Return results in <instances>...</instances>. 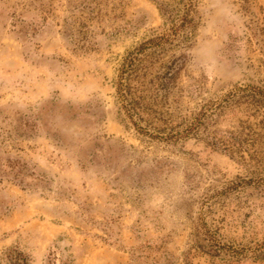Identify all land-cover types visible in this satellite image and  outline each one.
Returning <instances> with one entry per match:
<instances>
[{"label": "rangeland", "instance_id": "rangeland-1", "mask_svg": "<svg viewBox=\"0 0 264 264\" xmlns=\"http://www.w3.org/2000/svg\"><path fill=\"white\" fill-rule=\"evenodd\" d=\"M204 3L195 37L167 46L153 67L186 57L161 108L172 123L188 124L235 84L264 88L256 41L264 0H230L241 23L222 41L213 76L193 55ZM164 29L153 0H0V156L43 177L25 187L0 181V256L17 247L30 264H184L200 218L226 244H263L264 194L256 184L207 199L254 178L250 169L195 137H145L119 110L123 58ZM238 119L246 117L227 113L216 128L232 129ZM147 242L156 248L141 257ZM192 264L223 263L196 253Z\"/></svg>", "mask_w": 264, "mask_h": 264}, {"label": "trees", "instance_id": "trees-1", "mask_svg": "<svg viewBox=\"0 0 264 264\" xmlns=\"http://www.w3.org/2000/svg\"><path fill=\"white\" fill-rule=\"evenodd\" d=\"M153 2L164 20L165 29L141 42L123 58L115 82L119 110L124 113L131 126L145 137L170 142L195 137L211 150L236 158L255 175L254 178L239 179L222 190L215 191L208 200L227 196L238 190L242 184L251 183L256 184L259 193L264 194V88L251 84H235L226 93L207 100L188 124L172 123V114L161 108L172 94L186 57L181 54L162 65L158 71L153 72V67L167 46H186L195 37L199 23V0ZM243 8L249 10L248 7ZM257 28V45L264 54V19ZM237 111L246 120L238 119L237 125L232 129L216 128L227 113L235 114ZM4 177H11L23 187L30 185L29 179L32 177L37 180L43 178L26 163L0 156V181ZM194 230V243L182 254L184 264H192L196 253L218 259L223 264L239 263L248 258H264V242L254 247L226 244L220 239L218 228L212 229L202 218ZM155 248L149 242L140 246L141 257L147 258L149 252ZM30 263L29 256L17 247L7 249L0 256V264Z\"/></svg>", "mask_w": 264, "mask_h": 264}, {"label": "clouds", "instance_id": "clouds-1", "mask_svg": "<svg viewBox=\"0 0 264 264\" xmlns=\"http://www.w3.org/2000/svg\"><path fill=\"white\" fill-rule=\"evenodd\" d=\"M201 35L193 50L194 63L204 75L213 76L220 70L222 41L228 30L241 23V18L230 0H205L201 8Z\"/></svg>", "mask_w": 264, "mask_h": 264}]
</instances>
